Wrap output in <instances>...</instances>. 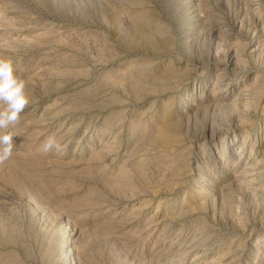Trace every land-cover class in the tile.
<instances>
[{
  "label": "rangeland",
  "instance_id": "374dc122",
  "mask_svg": "<svg viewBox=\"0 0 264 264\" xmlns=\"http://www.w3.org/2000/svg\"><path fill=\"white\" fill-rule=\"evenodd\" d=\"M262 32L264 0H0V264H264Z\"/></svg>",
  "mask_w": 264,
  "mask_h": 264
},
{
  "label": "clouds",
  "instance_id": "9594fccd",
  "mask_svg": "<svg viewBox=\"0 0 264 264\" xmlns=\"http://www.w3.org/2000/svg\"><path fill=\"white\" fill-rule=\"evenodd\" d=\"M29 102L25 82L14 73L12 62L0 58V164L11 158L14 148V133L4 130L19 122L20 114ZM65 149L66 145H62L55 136L47 137L41 146L44 153L52 150L59 153Z\"/></svg>",
  "mask_w": 264,
  "mask_h": 264
},
{
  "label": "bare ground",
  "instance_id": "6f19581e",
  "mask_svg": "<svg viewBox=\"0 0 264 264\" xmlns=\"http://www.w3.org/2000/svg\"><path fill=\"white\" fill-rule=\"evenodd\" d=\"M263 13V12H262ZM260 15V14H259ZM258 15V16H259ZM254 16V15H253ZM256 19V18H255ZM261 26H262V24H261ZM255 29V28H254ZM262 31V30H261ZM262 34H264L263 32H262ZM262 36V35H261ZM261 43H262V41H261ZM223 77V76H222ZM252 153V152H251ZM236 166V165H235ZM247 171H248V169L247 168H243V170H242V174H245V173H247ZM253 173V172H252ZM242 176H244V175H242ZM253 178V177H252ZM249 180V179H248ZM238 181V180H237ZM248 187V186H247ZM257 191H258V189H257ZM219 264V263H218ZM225 264V263H224Z\"/></svg>",
  "mask_w": 264,
  "mask_h": 264
}]
</instances>
